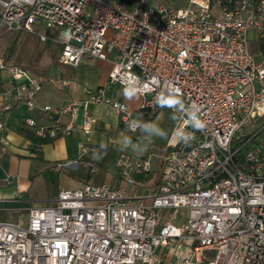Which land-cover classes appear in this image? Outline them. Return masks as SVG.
Returning a JSON list of instances; mask_svg holds the SVG:
<instances>
[{
    "label": "built area",
    "instance_id": "1",
    "mask_svg": "<svg viewBox=\"0 0 264 264\" xmlns=\"http://www.w3.org/2000/svg\"><path fill=\"white\" fill-rule=\"evenodd\" d=\"M10 32L58 42L69 66L111 62L109 81L142 101L135 110L104 88L87 91L85 103L114 109L127 131L115 160L120 184L63 188L53 203L27 209V225L0 221V264H156L157 249L172 245L189 248L177 264H264V0H0V40ZM0 72L10 85L5 109L33 111L46 84L70 85L10 63L1 50ZM167 102L178 120L157 179L153 155L130 149ZM80 105H45L51 126L22 119L43 138L70 136L73 122L61 116ZM93 121L87 116L86 130ZM8 129L0 109L3 153ZM88 165L91 174L100 169ZM151 178L152 190L140 192Z\"/></svg>",
    "mask_w": 264,
    "mask_h": 264
},
{
    "label": "crops",
    "instance_id": "2",
    "mask_svg": "<svg viewBox=\"0 0 264 264\" xmlns=\"http://www.w3.org/2000/svg\"><path fill=\"white\" fill-rule=\"evenodd\" d=\"M111 68V62L96 58H85L78 67L55 64L47 73L56 78L69 79L70 85L59 90L51 84H46L37 97V108L33 111H26L15 104L8 109L4 108L6 103L4 104L1 94L7 91L10 85L7 75L5 77L0 72V109L8 121L11 139L8 152L3 153L0 150V200L7 201L3 205L5 211L49 205L54 202L61 189H75L87 182L92 184L107 182L115 186L120 184L115 160L123 149L122 144L127 137V131L115 110L104 104L85 103L88 90L104 88L111 98L122 100L135 110L140 107L142 99L138 93L109 81ZM73 99L81 103L77 114L61 116L62 122H73L72 135L56 139L43 138L38 136L34 129L25 126L22 119L24 116L35 118L40 126H51L54 122L42 108L45 105L53 107L67 105ZM166 106L168 104L158 110L154 124L147 132V137L151 141L157 140L165 147L164 154L170 133L178 120L176 115L166 126L168 130L166 134H162L163 119L170 111L164 108ZM87 116L94 119L90 122V130L85 129ZM81 142H85L94 150L82 156L79 149ZM117 147L119 151L112 159L113 150ZM98 148H104V151L99 152ZM130 150L144 154L146 147L138 144ZM89 162L98 165L100 169L91 174ZM58 163L63 164L61 168L56 166ZM158 175H155L157 179ZM151 190L152 187L144 186L140 192L149 193ZM9 200L13 201L8 202ZM188 251L189 248L186 246L160 247L157 252L162 261L156 264H177V255Z\"/></svg>",
    "mask_w": 264,
    "mask_h": 264
},
{
    "label": "rangeland",
    "instance_id": "3",
    "mask_svg": "<svg viewBox=\"0 0 264 264\" xmlns=\"http://www.w3.org/2000/svg\"><path fill=\"white\" fill-rule=\"evenodd\" d=\"M117 3L122 2L124 0H112ZM189 0H174V6L176 7H186L188 5ZM46 31V29H44ZM251 36H255L254 33H251ZM16 42V43H15ZM15 43V46L13 47ZM252 49L256 50L257 45L255 43L251 44ZM0 50L7 53V57L9 62L23 66L27 68H31L34 71L47 73L51 68H54V65L60 63L62 66L70 67L69 65L63 64L60 61L61 47L60 44L56 41L52 42H42L40 41L38 35L36 33L30 32H10L4 34V36L0 40ZM6 77V73H2ZM168 106L164 107L169 109L172 112H168L167 116L163 119L162 123V134L165 135L167 130V125L174 120L175 116H178V112L171 106L170 102H167ZM114 110V109H113ZM114 117V116H112ZM111 117V118H112ZM155 121V120H154ZM122 127V126H121ZM256 127H259V124H256ZM123 128V127H122ZM150 130V129H149ZM148 130V131H149ZM145 130V133L148 132ZM264 135V131L260 135V137ZM146 147L145 154H152L155 164V171L157 174L160 173V167L162 165V155L165 152V147L159 143V141H151L147 135L143 142ZM124 149V145L122 144ZM142 148H144L142 146ZM122 149V150H123ZM119 151V147L113 150L112 159L117 155ZM154 179H148L144 181L143 186L153 187ZM4 203L0 200V221L3 220H11V221H22L24 225H27L28 221V210L25 207L21 209H17L15 211H5L3 207ZM39 207V206H34Z\"/></svg>",
    "mask_w": 264,
    "mask_h": 264
},
{
    "label": "clouds",
    "instance_id": "4",
    "mask_svg": "<svg viewBox=\"0 0 264 264\" xmlns=\"http://www.w3.org/2000/svg\"><path fill=\"white\" fill-rule=\"evenodd\" d=\"M195 127H196V128H202L203 125H202L201 123H198V124L195 125Z\"/></svg>",
    "mask_w": 264,
    "mask_h": 264
},
{
    "label": "trees",
    "instance_id": "5",
    "mask_svg": "<svg viewBox=\"0 0 264 264\" xmlns=\"http://www.w3.org/2000/svg\"><path fill=\"white\" fill-rule=\"evenodd\" d=\"M15 43H16V42H15ZM15 43H14L13 47L15 46ZM98 151H99V152H103V151H104V148H98Z\"/></svg>",
    "mask_w": 264,
    "mask_h": 264
}]
</instances>
